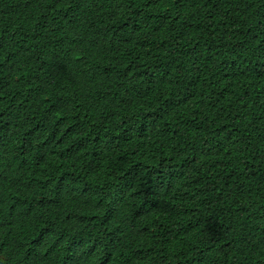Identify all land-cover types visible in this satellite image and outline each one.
I'll use <instances>...</instances> for the list:
<instances>
[{
  "label": "trees",
  "instance_id": "16d2710c",
  "mask_svg": "<svg viewBox=\"0 0 264 264\" xmlns=\"http://www.w3.org/2000/svg\"><path fill=\"white\" fill-rule=\"evenodd\" d=\"M0 264H264V0H0Z\"/></svg>",
  "mask_w": 264,
  "mask_h": 264
},
{
  "label": "clouds",
  "instance_id": "9594fccd",
  "mask_svg": "<svg viewBox=\"0 0 264 264\" xmlns=\"http://www.w3.org/2000/svg\"><path fill=\"white\" fill-rule=\"evenodd\" d=\"M120 14L117 15L116 19L111 22V23H108V24H104V25H99V24H96V27H106V28H111L113 27L114 23L116 20H118ZM65 20H67L69 23H71L72 21H74L75 19V13H71L69 14L66 18H64Z\"/></svg>",
  "mask_w": 264,
  "mask_h": 264
}]
</instances>
